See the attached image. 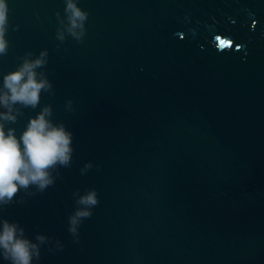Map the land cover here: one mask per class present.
Instances as JSON below:
<instances>
[{"label":"water","instance_id":"95a60500","mask_svg":"<svg viewBox=\"0 0 264 264\" xmlns=\"http://www.w3.org/2000/svg\"><path fill=\"white\" fill-rule=\"evenodd\" d=\"M7 4L0 83L47 50L52 92L6 127L51 105L73 133L55 184L2 212L53 238L38 264H264V0H78L81 41L65 0ZM77 189L99 201L78 239Z\"/></svg>","mask_w":264,"mask_h":264},{"label":"clouds","instance_id":"9594fccd","mask_svg":"<svg viewBox=\"0 0 264 264\" xmlns=\"http://www.w3.org/2000/svg\"><path fill=\"white\" fill-rule=\"evenodd\" d=\"M65 3V30L81 41L86 32L88 13L78 7V0H65ZM8 12L7 0H0V55L8 51ZM57 39L64 41V33L58 31ZM47 57V50L35 57L31 52L26 53L15 70L2 76L0 83V257L8 264H34V261L38 264L41 247L48 245V251H52L53 238L37 233L34 240L30 239L18 221L3 216L4 208L17 202L16 197L21 191L34 196L53 186L60 175L59 169L71 166L74 151L73 133L64 123L53 121L51 105L43 106L30 117L19 137L15 128L6 127L15 124L23 115L21 108H37L42 92L51 94L52 83L43 71ZM68 104L70 106L71 101ZM91 167V162L86 163L81 173ZM73 195L77 207L68 217V232L78 239L80 225L92 216V209L99 201L95 189L85 190L83 194L77 189ZM23 202V199L19 201ZM54 243L57 249L63 248L59 240Z\"/></svg>","mask_w":264,"mask_h":264}]
</instances>
